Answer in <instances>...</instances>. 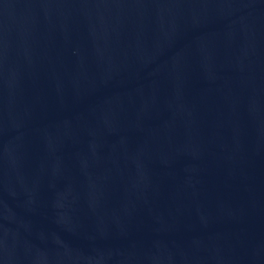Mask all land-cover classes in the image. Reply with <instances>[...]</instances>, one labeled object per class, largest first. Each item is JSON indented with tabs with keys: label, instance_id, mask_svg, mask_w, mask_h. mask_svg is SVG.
Instances as JSON below:
<instances>
[{
	"label": "water",
	"instance_id": "95a60500",
	"mask_svg": "<svg viewBox=\"0 0 264 264\" xmlns=\"http://www.w3.org/2000/svg\"><path fill=\"white\" fill-rule=\"evenodd\" d=\"M0 264H264V0H0Z\"/></svg>",
	"mask_w": 264,
	"mask_h": 264
}]
</instances>
